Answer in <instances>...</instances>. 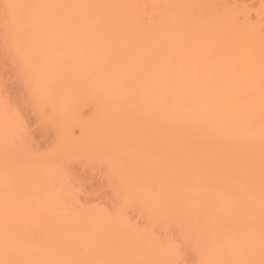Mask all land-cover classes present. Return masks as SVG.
<instances>
[{"label": "bare ground", "instance_id": "6f19581e", "mask_svg": "<svg viewBox=\"0 0 264 264\" xmlns=\"http://www.w3.org/2000/svg\"><path fill=\"white\" fill-rule=\"evenodd\" d=\"M262 88L264 0H0V260L258 264Z\"/></svg>", "mask_w": 264, "mask_h": 264}, {"label": "snow or ice", "instance_id": "6c2138e0", "mask_svg": "<svg viewBox=\"0 0 264 264\" xmlns=\"http://www.w3.org/2000/svg\"><path fill=\"white\" fill-rule=\"evenodd\" d=\"M17 7L16 5L7 4L5 5L6 9H13ZM262 94H264V88H262ZM160 214H167L170 210L164 207L157 209ZM164 245L165 251L169 255V259L161 262V264H190L186 259H181L179 254L181 251L180 245L178 244L175 238L164 239L161 241ZM0 264H37V262H23L17 260H0ZM51 264H93L91 261H54ZM201 264H208L206 261H202ZM233 264H257V261L254 260H244V261H235ZM258 264H264V232L261 235V258Z\"/></svg>", "mask_w": 264, "mask_h": 264}, {"label": "rangeland", "instance_id": "374dc122", "mask_svg": "<svg viewBox=\"0 0 264 264\" xmlns=\"http://www.w3.org/2000/svg\"><path fill=\"white\" fill-rule=\"evenodd\" d=\"M8 67H10V66H8ZM14 81H15V79L13 77H11L10 79H8V78L6 79V83H8L7 84L8 90H10L16 94L24 96V98H22V99L24 101H28L27 97L25 96V94L23 92L22 86H20L21 84L18 85L17 81H15V82ZM14 83H16V84H14ZM20 106L25 110V112H27L29 114L30 117L32 115H34V112L31 111L29 106H25L24 104H20ZM31 119H32V121L35 120L34 117H32ZM35 127H36V124L33 123L32 129H35ZM34 131L37 133L36 129ZM35 132H34V134H36ZM48 134H50V133H48Z\"/></svg>", "mask_w": 264, "mask_h": 264}]
</instances>
